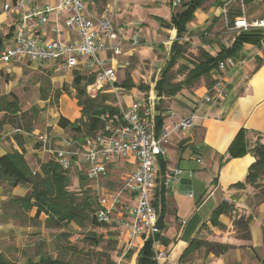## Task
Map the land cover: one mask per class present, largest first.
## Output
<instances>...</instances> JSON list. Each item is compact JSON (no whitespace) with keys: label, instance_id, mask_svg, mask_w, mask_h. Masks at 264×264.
Here are the masks:
<instances>
[{"label":"crops","instance_id":"crops-1","mask_svg":"<svg viewBox=\"0 0 264 264\" xmlns=\"http://www.w3.org/2000/svg\"><path fill=\"white\" fill-rule=\"evenodd\" d=\"M222 6L223 4H219L217 7L210 9L203 10V7L197 9L193 21L187 25L188 32H212V36L216 37L211 44L214 49L213 51L207 50L212 55L219 51V45L228 48L233 42L231 40L227 43L226 38L222 36V28H226L223 9H225L229 20L236 17L234 16L236 13L243 14L250 20L264 19V13L260 11H257V14L249 13L247 8L248 16L245 14L244 8L242 12L237 9L236 13L233 12L232 15L228 16L230 9H221ZM16 21L17 18L3 12L2 7H0V24L8 23L10 30ZM128 22L132 23V27L125 28V34L129 30H131L130 35L134 31H141L137 23L132 20L119 23ZM50 29L51 24L40 26L36 35L38 44L55 38ZM263 31L264 29L260 30L261 34ZM8 34L4 36V39H6L4 44L0 41V49L3 52L10 45ZM203 48L205 47L203 46ZM136 53V47L134 49H123V55L119 59L121 61L127 60L130 64ZM233 60L236 62V67L223 73L229 87L228 96L213 106L202 101V97L209 87L204 78L199 80L192 88L184 89L172 98L160 100L154 92V83L157 78L153 83L147 85L149 86L148 91L140 93L135 89L134 84L131 89L120 87L126 73L122 78L117 75L118 86L124 97V106L130 105L136 98L142 99L149 95L155 99L154 119L158 115L163 117L162 127H171L192 113L197 116L194 127L189 131L177 132L171 135L169 144L165 148L166 169L164 173L177 168L182 169L184 172L181 174L180 181L169 183L166 190L164 227L160 235L163 244L162 249L166 257L161 260V264L167 262L168 264H264V232H262L260 238L254 235L251 229L253 218L247 224L249 236L247 239L244 228L238 229L239 226L234 222L237 212L241 210L240 208L246 210L249 208L251 202L247 198L249 191L252 190L251 185H245L242 189L237 188L235 185L244 182L248 168L255 159L250 153L240 158H229L227 154L229 146L241 130L245 131V140L249 148H253L257 141L264 142V43L261 42L259 46L244 44L238 56ZM23 63H31L36 67L39 66L42 70H49L55 66L60 67L62 71L64 70L61 65L53 63H50L51 67L45 68L44 66L47 63L20 61L4 66L0 61V72L4 76L17 74L20 71V65ZM124 69L121 68V70ZM212 77L211 73L209 82L212 81ZM5 86L7 87L6 84ZM0 96L5 95H2L0 91ZM46 99L40 97V100L44 102H47ZM157 107L158 110H156ZM50 116L51 119L47 120V123L45 121L44 125L51 127V132L41 131L38 128H33L31 132H16V129L10 127V125H3L0 133V157L13 152L21 153V149H23V156L29 168L31 170L35 168L34 171L40 172V164L49 160V157L39 148L36 135H49L54 139L53 141L67 136L66 130L58 127V118L62 116L71 123L80 118V108L77 105L76 98L69 99L65 95H61L59 98V112L56 115L51 113ZM197 160H200V162H197ZM188 172H192L191 177H189ZM160 174H163L161 170ZM6 185V183L0 182V204L10 196L22 197L29 191V187L18 185L11 188V192L6 193ZM188 188L197 189L199 198L194 200L196 198L194 194L193 197L188 196L191 199L190 205L183 207L178 201L179 196L176 191L184 194ZM223 203L229 206V210L218 217L219 225L217 226L211 223V216L214 210ZM260 210L262 213L264 212V204ZM123 219L128 223L132 221L131 215L126 211H124ZM10 227L7 225L5 228H8V230L2 229L0 225V239L12 240L10 236H6L9 231L13 230V227L9 229ZM117 230L121 233L118 232L117 241L119 244H124L126 229L121 227ZM240 234L242 235L240 236ZM195 242L213 243L226 247V249L216 255L213 252L206 251L205 247H200L187 254L186 250L191 243ZM143 245L141 241H135L132 249L134 257H137Z\"/></svg>","mask_w":264,"mask_h":264},{"label":"built area","instance_id":"built-area-1","mask_svg":"<svg viewBox=\"0 0 264 264\" xmlns=\"http://www.w3.org/2000/svg\"><path fill=\"white\" fill-rule=\"evenodd\" d=\"M236 1L243 10V0ZM118 5V0H11L2 10L17 21L12 28L10 45L0 54V61L4 66L24 61L58 64L66 71L78 70V67L92 69L97 82L115 95L119 113L102 118L106 120L103 132L91 137L72 135L57 141L46 134L36 135V142L61 171L76 169L93 184L90 188L97 195V222L126 229L124 255L134 248L135 241L144 244L150 239L153 258L156 264H161L166 255L157 223L159 208L154 203L159 199L157 193L164 188L166 197L168 184L179 182L184 171L177 168L161 175L160 161L165 163V148L171 135L191 130L197 116L192 113L171 127L157 131L154 98L148 95L130 105H122L117 71L128 67L129 62L119 58L123 49L137 47L139 33L125 34V28L132 27V23L116 21ZM178 5L179 0H173L172 6ZM223 15L232 33L264 29V19L250 20L242 14L231 21L225 9ZM48 24L55 38L38 44L36 35L40 26ZM234 67L236 62L231 58L219 63L211 72L212 83L202 101L213 106L228 96L229 87L223 73ZM122 161L132 167L130 174L114 189L100 187L99 181L118 171ZM188 174L192 176V172ZM189 197H193L192 192ZM124 211L131 215V222L123 219Z\"/></svg>","mask_w":264,"mask_h":264},{"label":"rangeland","instance_id":"rangeland-1","mask_svg":"<svg viewBox=\"0 0 264 264\" xmlns=\"http://www.w3.org/2000/svg\"><path fill=\"white\" fill-rule=\"evenodd\" d=\"M5 1L0 0V7H3ZM10 1L8 0L6 3ZM118 4L116 21L119 23L132 20L137 23L141 31L137 30L139 33V42L136 47L137 53L132 57L126 69H118L117 75L122 78L125 73H129L136 87L135 89L140 93H144L145 91L139 87L153 83L158 78L159 72L168 58L169 47L175 38V31L167 30L164 25L169 22L171 14L177 12L178 9L176 6H170L168 0H118ZM219 4H223L221 9L224 7L230 9L228 16L232 15L233 12L236 13L237 9L242 12L241 3L236 0H208L202 7L205 10L217 7ZM242 4L246 15L247 10L253 14H257V11L264 13V0H254L251 3L244 4L243 2ZM161 20L163 24H161ZM9 32L8 23L0 24V41L3 44L6 41L4 36ZM130 33L131 30L126 34L130 35ZM212 35V32L207 31H187L182 40V42L188 43L186 54L196 57L200 49L213 51L214 47L212 45L203 44V41H214L213 39L216 37ZM222 36L229 43L236 37V34L230 32L227 27H223ZM262 36L264 37V31ZM2 52L3 50L1 49L0 54ZM20 66V71L11 76H4L0 72V91L2 95L11 94L18 99L20 113L9 117L12 116V122L22 129L23 132L25 126H29L31 130L38 128L41 131H52L51 127L44 125V122L46 121L47 123V120L51 119V113L56 115L59 112V98L61 95H65L69 99L75 97V90L72 85L75 71L85 77L83 85H85L90 96L96 95V93L99 96L106 95L109 97L108 104L111 103L114 106L117 104L115 95L109 91L108 87L97 82L96 75L92 69L89 71L84 68L79 70L80 67H78V70L66 72L56 66L49 70H42L39 66L36 67L31 65V63H23ZM44 67H51L50 63L45 64ZM181 79V76L177 77V80ZM40 89L44 90L42 96L45 99L47 98V102L40 100ZM120 94L123 103V93ZM135 100L138 99L136 98ZM122 105L124 106V103ZM23 114L26 115L23 116ZM3 117L4 113H0V133L2 132L3 125L1 121ZM45 117L47 118L45 119ZM66 134L67 136L65 137L73 135L70 130H66ZM131 169L132 167L125 162H120L119 170L111 173L108 179L99 181V186L104 189L116 188L122 179L130 174ZM34 170L35 168L31 171ZM65 173L70 179V187L68 189L77 193L79 190L78 176L83 174L76 169ZM86 184V187L91 189L90 187L93 184L88 180H86ZM5 189L6 193L11 192V187L6 185ZM176 192L179 196L178 201L183 207L190 205L191 199L188 196L191 192L196 197L194 200L199 198V191L195 188L186 189L184 194L179 191ZM95 196L97 197L96 194ZM16 197L18 196H10L5 202L0 204V225L2 229L8 230V228H5L7 225L13 227V230L6 234L12 240L0 239V252L10 259L13 264H24L27 259L26 256L32 257L36 261L37 256L42 253L72 264H135L136 257H134L132 250L123 255L126 250L125 244L121 243L123 244L121 245L118 243L117 234L119 230L112 224H104L100 228H90L88 226L80 228L74 224L65 226L62 229L46 228L44 222L46 215L41 214L39 219L35 221L32 218L36 209L33 208L26 214L22 213L20 207L11 203L12 199ZM247 199L251 202L249 208L247 210L240 208L241 210L237 212L234 222L242 219L243 225L248 224L254 218L251 229L254 235L260 238L262 232H264V212L262 213L260 210L264 204V178L252 186ZM241 228L243 226L239 225L238 229ZM61 233L68 234V238L59 237ZM91 240L98 241L99 244L92 246L90 244Z\"/></svg>","mask_w":264,"mask_h":264},{"label":"trees","instance_id":"trees-1","mask_svg":"<svg viewBox=\"0 0 264 264\" xmlns=\"http://www.w3.org/2000/svg\"><path fill=\"white\" fill-rule=\"evenodd\" d=\"M208 0H179L177 7L178 11L172 13L168 23L164 27L168 30L175 31V38L169 47V55L159 72V76L154 83V92L160 100L163 98H172L184 89H190L199 80L204 78L207 85L210 86L209 77L211 72L216 69L220 62L228 58H236L244 44L259 46L264 43V37L259 30H252L248 33H238L233 39L230 47L219 45V51L212 55L205 49H200L198 56H188L186 54V46L188 43L182 42L184 35L187 33V25L193 21L194 13L197 9L202 8L203 4ZM254 0H243L244 4L253 2ZM173 0H168V4L172 6ZM221 5V4H220ZM236 13L234 16H238ZM233 16V17H234ZM232 21V19H231ZM161 24H163L161 20ZM12 28L10 29L11 36ZM204 45H211L212 41H203ZM1 50V49H0ZM180 62V64H178ZM181 76V80L177 77ZM83 75L74 72L72 85L75 90V98L77 105L80 108V118L75 122H69L64 117L58 118V127L63 130H70L73 135L81 137H91L99 132H103L106 120L102 118L111 117L119 113L117 106L109 102V97L106 95L90 96L83 85ZM120 87L131 89L134 87L130 74L127 73ZM144 91H148L149 86L142 85L139 87ZM58 93V91H56ZM44 90L40 89V97L45 99ZM160 105V102H159ZM158 110V107L157 109ZM0 113H4L2 125H10L12 128L22 131L12 122V116L20 113L18 99L13 95L0 96ZM12 115L11 117H9ZM26 114H23L25 116ZM163 117L156 116L155 125L157 131L162 128ZM24 132H31L29 126H25ZM17 141L18 138L16 137ZM264 139V137H263ZM19 146L21 144L18 142ZM245 140V131L238 132L233 142L228 148L227 154L229 158H240L246 154H252L254 162L249 166L247 175L243 183H238L235 186L242 189L245 185H255L259 180L264 178V142L257 141L253 148H249ZM21 153L13 152L0 157V182L6 183L13 188L18 185L28 186L29 192L22 196L13 198L11 203L20 207V211L24 214L35 208V215L32 219H39L41 214L46 215L45 227L51 229H62L65 226L74 224L80 228L86 226L90 228H100L104 224H99L95 218L97 210V197L92 189L86 187V177L78 176L77 193L70 191V179L65 172L61 171L51 160L40 164V172L33 171L27 165ZM166 164L160 161L161 173H164ZM82 173V172H79ZM83 174V173H82ZM165 190L162 188L158 193L154 205L159 208L158 228L163 229V219L165 215L166 200L164 197ZM229 206L225 203L217 207L211 216V223L219 225L217 219L221 214L227 213ZM237 225L243 226L245 237L248 239L247 224L242 225V219H238ZM59 237L68 238V234L61 233ZM161 239V237H160ZM93 240V239H92ZM90 241L92 246H97L98 241ZM162 240V239H161ZM39 246V245H38ZM200 247H205L206 251L213 252L218 255V252L223 251L226 247L208 242L191 243L186 253L194 252ZM24 253V252H23ZM129 253V252H128ZM26 255V254H25ZM25 255H23L25 257ZM24 264H72L57 258H52L45 253L39 254L37 260L26 256ZM0 264H13L4 254L0 252ZM135 264H156L153 258L152 241L147 240L143 247L139 250Z\"/></svg>","mask_w":264,"mask_h":264}]
</instances>
